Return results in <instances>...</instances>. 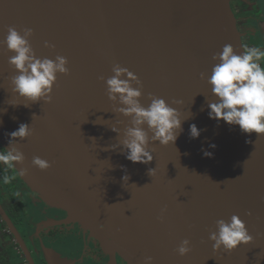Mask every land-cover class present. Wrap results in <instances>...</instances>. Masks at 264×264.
<instances>
[{"label": "water", "instance_id": "1", "mask_svg": "<svg viewBox=\"0 0 264 264\" xmlns=\"http://www.w3.org/2000/svg\"><path fill=\"white\" fill-rule=\"evenodd\" d=\"M8 27L21 35L32 30L37 57H66L68 74H57L50 102H28L13 92L18 73L8 59L14 53L2 43ZM225 44L238 54L245 50L230 0H0V147L23 153L14 167L20 179L113 263L144 264L150 256L152 264H264V134L217 125L207 114L215 101L207 84L211 57ZM117 64L140 80L142 87L131 83L141 87L143 106L151 93L182 121L175 144L149 139L148 164L121 152L131 117L119 111L118 96L108 99L105 86ZM20 123L32 134L8 145L6 133ZM190 124L201 130L196 139ZM33 156L51 166L33 167ZM233 215L252 241L230 252L213 250L209 232ZM184 239L190 251L180 256ZM44 256L47 264H74L52 251Z\"/></svg>", "mask_w": 264, "mask_h": 264}, {"label": "clouds", "instance_id": "2", "mask_svg": "<svg viewBox=\"0 0 264 264\" xmlns=\"http://www.w3.org/2000/svg\"><path fill=\"white\" fill-rule=\"evenodd\" d=\"M31 35V29H24L21 35L14 27H8L7 35L2 41L6 50L14 53L8 59L9 65L18 73L11 78L12 90L28 102L34 103L41 99L50 102L57 74H68L67 59L60 55L54 59L37 57L29 43ZM44 46L53 47L48 42H45ZM211 59L214 64L210 75L207 76V84L211 87V95L215 97V101L207 105L208 118L217 121V125L223 121L230 126H238L242 133L264 134V67L260 63L264 59V50L249 47L238 54L231 44H225L218 53L212 55ZM112 73L113 75L105 80L106 94L109 100H116L117 96L119 97L123 105L119 111L124 116H130L132 124L124 132L121 152L128 161L148 164L153 160L152 153L147 150L149 139L152 142L158 141L162 146L175 144L182 131L179 113L169 106L164 98L151 93L148 94L150 103L146 107L143 106L138 99L142 95V85L138 77L118 64L112 67ZM200 78L205 79V74L201 73ZM132 81H136L141 87H133ZM172 103L179 104L181 101L174 100ZM24 106L28 107V103ZM6 111L7 109L3 112ZM144 125L147 126V130ZM111 130L118 131L115 127ZM200 133L201 130L195 124L189 125L191 139L198 138ZM31 134L30 126L20 123L16 130L6 133L9 137L8 145ZM215 147L214 143L209 144V148ZM201 151L204 157L210 158L213 155L204 148H201ZM23 160V153L15 147L0 150V164L6 168H14L15 164L22 163ZM31 165L40 170H47L51 166L47 160L39 156L32 157ZM18 171L23 175V169ZM154 172V168L148 169L150 176ZM2 179L7 184L15 179V176L5 175ZM122 180H128V176H123ZM164 211L166 209L161 210L158 219L163 220ZM215 228L216 230L210 231L208 236L213 250L223 248L230 252L253 239L237 215L231 216L228 221L217 220ZM189 244V240H182L176 249L177 253L180 256L186 255L190 251ZM144 264H152V257H145Z\"/></svg>", "mask_w": 264, "mask_h": 264}, {"label": "flooded vegetation", "instance_id": "3", "mask_svg": "<svg viewBox=\"0 0 264 264\" xmlns=\"http://www.w3.org/2000/svg\"><path fill=\"white\" fill-rule=\"evenodd\" d=\"M245 1L247 9L257 0ZM259 12L257 8L253 12L256 18H245L243 22L264 24V19L257 18ZM5 175H14L15 179L5 184L2 179ZM45 251L68 258L74 264H123L119 260L113 263L96 241L49 208L14 168L0 164V264H47Z\"/></svg>", "mask_w": 264, "mask_h": 264}, {"label": "rangeland", "instance_id": "4", "mask_svg": "<svg viewBox=\"0 0 264 264\" xmlns=\"http://www.w3.org/2000/svg\"><path fill=\"white\" fill-rule=\"evenodd\" d=\"M255 2H256L255 5H253V6L249 5L250 8L244 9L245 8V4H246L245 0L237 1V3L235 2V0H230L232 13H233L236 21H238V29H239L240 35L242 37V44L244 45V47H246V49L249 48V46H248L249 42L250 43L254 42V36L251 35V37H249L250 33L247 34V32L251 31V29H253V28H251L249 26V25H252V23L250 21L248 23L243 22L244 19L247 18L246 16H248V15L244 16V14L249 13V15H250L249 17L254 18L255 16L253 15V12L258 8V10L260 9V12L257 14L258 20L263 21L262 19H264V0H262L263 3L261 2V0H257ZM241 9H244V10H242L244 12L243 15L241 14ZM239 19H241V21ZM247 24H249L248 25V29H246L247 28V26H246ZM256 25H258V24H256ZM256 45L257 46L261 45L260 48L264 47V43L262 41H259ZM261 61L263 62V67H264V59H262Z\"/></svg>", "mask_w": 264, "mask_h": 264}, {"label": "crops", "instance_id": "5", "mask_svg": "<svg viewBox=\"0 0 264 264\" xmlns=\"http://www.w3.org/2000/svg\"><path fill=\"white\" fill-rule=\"evenodd\" d=\"M245 15H248V16H246L247 18H250L249 17V13H246V14H244V16ZM246 18V19H247ZM256 24H254V29H251V31H248L247 32V34H249L250 36L249 37H251V35H253L254 36V42L253 43H250L249 42V44H248V46L250 47H261V45H259V46H257L256 44L259 42V41H262L263 43H264V24L263 23H261V24H258V25H256ZM251 28H253V25L251 26ZM248 36V35H247ZM253 40V39H252ZM257 42V43H256ZM264 48V47H263ZM263 48H261L262 50H264ZM260 63H261V66L263 67V62L262 61H260Z\"/></svg>", "mask_w": 264, "mask_h": 264}, {"label": "trees", "instance_id": "6", "mask_svg": "<svg viewBox=\"0 0 264 264\" xmlns=\"http://www.w3.org/2000/svg\"><path fill=\"white\" fill-rule=\"evenodd\" d=\"M236 3H237V1H235ZM255 27H254V25H253V29H254ZM245 50H246V48H244Z\"/></svg>", "mask_w": 264, "mask_h": 264}, {"label": "built area", "instance_id": "7", "mask_svg": "<svg viewBox=\"0 0 264 264\" xmlns=\"http://www.w3.org/2000/svg\"><path fill=\"white\" fill-rule=\"evenodd\" d=\"M251 47V46H250Z\"/></svg>", "mask_w": 264, "mask_h": 264}]
</instances>
